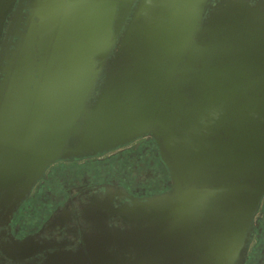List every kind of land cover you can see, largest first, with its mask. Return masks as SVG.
<instances>
[{
    "label": "water",
    "instance_id": "95a60500",
    "mask_svg": "<svg viewBox=\"0 0 264 264\" xmlns=\"http://www.w3.org/2000/svg\"><path fill=\"white\" fill-rule=\"evenodd\" d=\"M15 2L0 0V37ZM16 10L14 50L0 57V226L55 163L151 139L168 191L113 211L128 229L41 264H243L264 197V0ZM44 248L29 237L1 253Z\"/></svg>",
    "mask_w": 264,
    "mask_h": 264
},
{
    "label": "flooded vegetation",
    "instance_id": "af4514ba",
    "mask_svg": "<svg viewBox=\"0 0 264 264\" xmlns=\"http://www.w3.org/2000/svg\"><path fill=\"white\" fill-rule=\"evenodd\" d=\"M17 4L18 0L6 16L0 57L14 50L11 43L16 38L11 35L17 24ZM23 14L28 12L23 10ZM22 16L21 24L25 20ZM168 189L167 170L151 139L136 140L99 156L59 161L45 171L9 221L0 226V264H41L46 255L60 251L76 254L84 249L86 240L104 238V230L128 229L113 211L130 207L132 200L144 202ZM108 199L110 205L105 204L106 209L101 210L104 221L99 225L94 207ZM29 237L45 245L33 258L16 261L1 253L12 245V240ZM243 264H264V197L254 217Z\"/></svg>",
    "mask_w": 264,
    "mask_h": 264
},
{
    "label": "rangeland",
    "instance_id": "374dc122",
    "mask_svg": "<svg viewBox=\"0 0 264 264\" xmlns=\"http://www.w3.org/2000/svg\"><path fill=\"white\" fill-rule=\"evenodd\" d=\"M113 164V162H111Z\"/></svg>",
    "mask_w": 264,
    "mask_h": 264
}]
</instances>
